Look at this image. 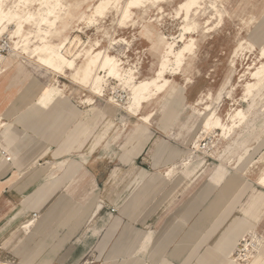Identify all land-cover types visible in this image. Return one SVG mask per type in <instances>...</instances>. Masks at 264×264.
<instances>
[{"label": "rangeland", "instance_id": "1", "mask_svg": "<svg viewBox=\"0 0 264 264\" xmlns=\"http://www.w3.org/2000/svg\"><path fill=\"white\" fill-rule=\"evenodd\" d=\"M66 1L70 4L63 10L66 25L58 21L53 29L58 31L55 43L73 40L67 51L70 57L82 42L90 41L97 51L106 48L125 61L126 68L135 70L137 81L155 75L165 37L178 41L184 32L182 14L176 16L183 0L163 4V11L146 2L134 10L126 26L119 23L120 10L115 8L104 17H97V21L82 20L98 0ZM196 21L198 27L185 33L186 37L196 39L193 53L180 74L173 75L170 70L167 73L172 80L170 88H186L183 103L168 118L164 117L168 103L163 99L165 95L145 105L138 116L128 108L130 89L112 78L106 95L97 96L70 77L64 78L27 58L22 49L18 54L11 53L12 50L4 54L9 60L0 70V86L12 91L17 102H21L12 107L21 108L26 119L37 116L39 123L54 118L52 134L60 152L31 154L36 165L38 160L39 168H47L51 162L60 163L62 167L53 172L60 176L74 161L83 162L87 157L86 167L92 173L86 176L82 167L77 169L43 213L35 209L41 217L28 227V264H35L41 256L43 250L37 249L44 236L49 240L47 245L53 244L70 221L68 215L83 208L117 210L115 215L123 220L119 236L125 248L119 264H216L217 253L237 258L234 264H264V185L258 182L264 169V87L243 99L244 86L250 81L249 67L264 63V0H204ZM13 28V24L7 25L0 40L21 47L22 38L11 37ZM34 29L27 26L25 33ZM177 43L179 48L182 42ZM53 84L65 86L67 98L45 114L37 110L35 102L43 86ZM209 92L211 98L193 106L201 94ZM87 98H93V102H86ZM68 105H74L76 115L63 116ZM207 105L209 109H205ZM238 107L247 112L240 127L227 130L226 136L221 129L205 131V112L216 110L223 123H228L229 113ZM91 108L89 119L84 121ZM153 111L151 124L139 131L140 116ZM147 130L152 132L153 139L137 164L150 170L151 175L118 208L116 197L136 173L134 155ZM162 142L175 155L154 168L152 155ZM114 168L119 169L118 181L112 187L103 183L98 186L95 173L108 176ZM47 175L30 178L29 193L44 183ZM218 176L219 183L211 180ZM88 219L81 225L103 228L106 223V218L100 216ZM93 244H88L86 251ZM95 257L99 264L102 260L97 254ZM221 258L226 260L225 256ZM6 261L0 258V262ZM9 261L19 264L17 258Z\"/></svg>", "mask_w": 264, "mask_h": 264}, {"label": "crops", "instance_id": "2", "mask_svg": "<svg viewBox=\"0 0 264 264\" xmlns=\"http://www.w3.org/2000/svg\"><path fill=\"white\" fill-rule=\"evenodd\" d=\"M175 68L176 66L172 65L171 69H169L173 75L180 73H174L176 71L174 70ZM169 70H167V73ZM56 88H60V85L43 86L35 102L37 110L46 114L57 103L66 100L67 96L65 92L63 96H59L55 90ZM17 99L12 91H6L0 86V123L3 125L0 132V258H5L7 260L5 263L11 264L12 262L9 260L17 258L19 259V264H28L30 263L29 235L31 232L28 227H31L34 223L28 227L26 225L32 220L33 213H38L35 209L43 213L48 202L54 199L57 192L69 183V179L77 169L82 167L85 170L86 176L91 172L86 167L88 162L87 157L84 158L83 162L74 161L60 176H54L55 173H53L55 169L62 167L60 163L51 162L49 167L39 168L41 167V160H38V165H36L37 162L34 161L36 154L58 153L61 149L58 141L54 140V135L52 134L55 127L53 123L54 118H45L43 120L48 123H39L40 120L37 116L33 115L26 119L22 115L21 108L12 107L15 104H21V102H17ZM91 99L93 102V98ZM203 103L204 101L193 106L202 105ZM67 108L63 116L76 113L74 105H68ZM92 110L93 108L84 115V121L89 119L88 117ZM48 116L52 117V114H48ZM61 116L62 114L59 117L60 119ZM147 126L148 124H145L146 129ZM147 131L145 132V135L149 137L147 144L137 156H134L136 158L134 161L135 168L137 169L136 173L116 197L117 202L115 206L118 208L133 191L139 190V187L151 175L150 170L137 164L139 157L153 139L152 132ZM169 149L162 142L154 151L152 155L154 168L167 163L169 159L174 157L175 152L172 150L171 152ZM4 152H9L12 157L10 161L6 160ZM33 153L34 156L31 155ZM24 170L26 171L23 173ZM29 170L34 171L29 173ZM118 170V168H114L108 176L95 173L96 184L99 186L103 183L112 187L119 179ZM43 173L48 174L46 181L29 193L30 178L40 177ZM23 177L25 178L24 180ZM211 180L219 183L221 177H212ZM49 181L50 184L47 183ZM225 191V189L222 190L220 194L222 195ZM220 196H217L216 199H219ZM98 211L89 208L72 211L68 215L70 221L66 224L65 228H62L53 244L47 245L49 240H47V236H44V241L39 245L40 248L37 249L43 251L40 253L41 256L36 260L35 264H98V260H96L98 258L95 257L94 259L95 254L102 260L99 264H119L122 260L120 254L122 252L125 253L122 238L119 236V228L123 226V220L120 219L119 215H115L117 210L115 212H112L111 209L99 211L100 214ZM93 216L106 218L103 228H98L97 226L95 228L93 225H88V223L83 226L81 225L82 222L89 221L86 218ZM92 242L95 245L93 244L86 251V247L88 244H92ZM180 254L181 251H178L177 257ZM221 257H219V261L216 264H234L225 263L226 260L222 262Z\"/></svg>", "mask_w": 264, "mask_h": 264}, {"label": "bare ground", "instance_id": "3", "mask_svg": "<svg viewBox=\"0 0 264 264\" xmlns=\"http://www.w3.org/2000/svg\"><path fill=\"white\" fill-rule=\"evenodd\" d=\"M169 1L172 0H98L92 12L90 14H84L82 20L97 21V17H104L110 9L115 8L120 10L119 23L126 26L127 23L132 20V16L135 13L134 10L141 6H145L146 2L157 6L159 10L163 11V4ZM203 3L204 0H183L179 5V9L176 11V16L182 14L181 17L185 23L183 24L184 32L178 40L182 42V45L177 48L178 41H171L165 37V40L162 41L161 46L163 49L155 75L148 79L138 81L135 80V71L132 70V68H126L124 65L125 61L111 54L106 48L97 51L94 45L90 44V41L82 42L80 49L70 57L67 51L72 44H74L73 40L66 42L67 39H65V41L60 44L55 43L54 35L57 34L58 31H53V29L57 27L58 21H64L63 10L67 9L70 5L66 0H0V33L4 32L7 25L13 24L14 28L11 31V37H21L23 43L21 47L18 46V43L12 46L11 53L18 54L20 53L18 52L19 49H22V51L27 54V58L36 60L44 68L64 78L70 77L73 81L88 88L94 95L104 97L107 92L109 79L112 78L118 81L124 87L130 89L127 101L129 104L128 108L132 110L135 115L139 116L145 105L150 104L161 95H165L163 99L167 100L168 103L164 117L168 118L173 116L183 103L185 98L183 94L186 88L185 86L178 90L172 87L170 88L172 80L167 77V70L171 69V66L174 65L176 66L174 69L176 71H174V73H181L187 57L193 53L196 46V39L194 37H186L185 33H190L191 30L198 27L199 23L196 21V16L203 7ZM64 23L65 22H63V26L65 27L66 23ZM207 23H209V20ZM27 26L34 27V31L26 34L25 30ZM240 48L241 46L235 50V53H237ZM261 54L264 58V46L261 47ZM80 58L81 61L78 62ZM7 60H9V58L5 56L0 58V70ZM249 68L250 71L248 74L250 81H247L244 86L243 99H247L253 92L264 87V63L262 62L260 66L253 68L250 66ZM101 72H104V74ZM137 73L139 72L137 71ZM55 90L59 96H63L65 92L64 89L61 88H56ZM203 95H200V97L194 101L193 105L212 97L211 92ZM220 98L221 96L219 95L217 100L219 101ZM91 100V98H87L86 102ZM209 108L210 105L205 107V109ZM153 115L154 111L148 115L140 116L142 122L138 126L139 131L142 132L145 130V124H151L150 120ZM204 115L205 131L221 129L225 136L227 135V130L230 132L234 128L240 127L247 118V112L239 107L234 108L233 111L229 113L228 123H223L216 110H211L208 113L205 112ZM91 123H93V121H91ZM148 140L149 137L145 135L139 150L134 156H137L143 150ZM258 182L264 185V169L258 177ZM33 223L34 220H31L26 226L28 227ZM217 256H225V263H234L237 260V258L230 259V256L221 253L217 254ZM0 264L10 263L0 262Z\"/></svg>", "mask_w": 264, "mask_h": 264}, {"label": "built area", "instance_id": "4", "mask_svg": "<svg viewBox=\"0 0 264 264\" xmlns=\"http://www.w3.org/2000/svg\"><path fill=\"white\" fill-rule=\"evenodd\" d=\"M11 48H12V46L10 44H7V42H5L4 40H0V58L4 57L5 53L11 51ZM2 127H3V125L0 123V132H1ZM4 155H5V158H6L7 161L11 160L12 157L9 154V152H4ZM111 211L115 212L116 209L112 208ZM39 218H40V216H39L38 213H36V212L33 213L32 220L34 219L36 221Z\"/></svg>", "mask_w": 264, "mask_h": 264}]
</instances>
